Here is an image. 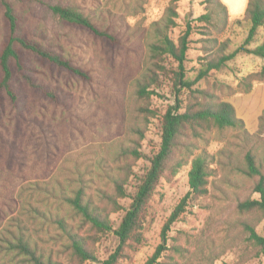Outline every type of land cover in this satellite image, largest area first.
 <instances>
[{"label": "rangeland", "instance_id": "obj_1", "mask_svg": "<svg viewBox=\"0 0 264 264\" xmlns=\"http://www.w3.org/2000/svg\"><path fill=\"white\" fill-rule=\"evenodd\" d=\"M135 1L37 0L19 7L25 30L42 44L62 50L74 62L87 67L90 80H68L61 75L64 95L60 106L44 101L36 103L33 101L36 96L26 95L25 109L35 108L30 115L24 114L16 125L22 137L13 165L20 169L22 177L15 183L37 187L39 199L46 198L47 186L58 193L62 189L65 194L82 186L93 203L108 212L112 229L119 224L146 172L148 159L159 149L161 116L174 104L169 82H165L159 94L147 99L135 93V80L143 70L146 44L153 38L154 23L160 20L170 0H139L140 5ZM54 4L80 7L116 34L117 42L111 43L86 29L64 24L50 10ZM205 5L204 0H178L176 26L170 32L176 40L187 24L192 27L186 60L187 75L191 79L195 78L205 58L216 55L221 41L229 39L227 51H231L243 43L248 30L247 25L238 26L233 19L223 26L216 15H212L210 22L199 19L206 13ZM263 35L264 27L259 29L256 42L249 47ZM212 37L216 42H209ZM1 39L0 20V42ZM262 64L260 57L240 51L221 69L211 70L208 76L199 79L194 87L210 90L218 99L231 103L244 128L254 134L259 130V118L264 110V82L255 83L248 92H243L238 85L243 76L259 70ZM179 98L185 105L190 93L182 90ZM141 130L144 135L138 140ZM262 135L264 137V128ZM189 140L191 137L184 139ZM193 141L198 151L206 150L214 156L208 193L189 199L185 212L171 225L166 242L168 249L158 261L264 264L259 247L247 239L240 226L241 220L249 216L239 212L237 203L258 194L251 192L252 181L239 174L231 162L243 154L239 148V132L212 129ZM133 146L141 152L139 158L127 152ZM190 161L191 157L174 175L160 179L142 215L140 242L126 247L117 264H145L161 244L162 228L189 188ZM116 179L123 182L127 192L124 198L116 196L118 210L105 198L115 196ZM57 201L51 200L52 209L76 225V219ZM255 229L264 235V215L257 220ZM79 232L88 237L87 247L97 258L80 264H100L117 245L111 231L98 232L86 224ZM38 233L39 243L53 257L65 264H79L70 255L65 246L66 237L56 223L44 219ZM175 246L179 247V252Z\"/></svg>", "mask_w": 264, "mask_h": 264}, {"label": "trees", "instance_id": "obj_2", "mask_svg": "<svg viewBox=\"0 0 264 264\" xmlns=\"http://www.w3.org/2000/svg\"><path fill=\"white\" fill-rule=\"evenodd\" d=\"M36 1L0 0V264H65L47 252L38 241L39 225L44 219L57 224L66 237L65 246L79 264L97 259L87 247L88 237L79 232L83 225L89 224L98 232H113L117 245L107 258L99 262L117 264L126 247L140 242L142 215L160 179L174 175L187 158L191 157L187 172L189 188L165 222L161 244L145 263L167 264L158 259L168 249L166 242L171 225L185 212L189 199L203 197L208 193L214 156L206 150L198 151L193 138L212 129H233L241 136L239 148L243 154L240 159L236 158L231 162L235 164L239 174L252 181L251 192L258 196H248L237 203L239 212L249 216L248 219L241 220L240 226L247 239L259 247L264 256V235L258 234L255 229L257 220L264 215V110L259 118L258 132L250 134L244 128L242 119L236 116L231 103L218 99L210 90L194 87L199 79L208 76L211 70L221 69L240 51L260 57L263 64L259 70L243 76L238 86L243 92H248L255 83L264 82V35L253 47H249L256 42L259 29L264 27V0H247L244 14L233 19L238 26H248L243 43L227 51L230 40L221 41L216 55L204 59L194 79L187 75L186 68L192 27L187 24L176 40L170 34L176 26L178 0H170L160 20L154 23L155 34L146 44L143 70L135 80V93L147 99L152 94H159L158 91L163 89L165 82H169L174 93V104L161 116L159 149L148 159L149 166L131 195V201L119 224L113 229L108 212L95 205L82 186L66 194L62 189L58 193L47 186L46 198L39 199L37 187L31 184L23 187V183H20L22 186L15 183L22 177L20 169L13 165V160L17 158L14 156L18 150L17 144L20 146L22 137L16 125L25 117L24 114L30 115L35 108L29 106L25 109L23 101L26 95L29 93L36 96L33 99L36 103L44 101L60 106L64 95L61 75L68 80H90L87 67L74 62L62 50L42 44L25 30L19 7ZM135 2L140 5L139 0ZM204 3L206 13L200 15L199 19L210 22L212 15H216L223 26L232 19L221 0H204ZM49 8L64 24L86 29L94 36L111 43L117 42L116 34L78 6L54 4ZM209 42H216V39L212 37ZM182 90L190 93V99L185 105L179 98ZM143 135L144 130L139 131L138 140ZM186 137H191V140L184 141ZM127 152L135 158L142 155L136 146L129 147ZM114 188L115 196L107 195L105 198L118 210L120 205L116 196L124 198L127 192L123 182L118 179L114 180ZM51 200H59L57 202L60 207L67 209L76 219V225L69 223L62 214L52 209ZM175 250L179 252V247L175 246Z\"/></svg>", "mask_w": 264, "mask_h": 264}, {"label": "crops", "instance_id": "obj_3", "mask_svg": "<svg viewBox=\"0 0 264 264\" xmlns=\"http://www.w3.org/2000/svg\"><path fill=\"white\" fill-rule=\"evenodd\" d=\"M227 7L229 16L234 19L244 14L247 0H221Z\"/></svg>", "mask_w": 264, "mask_h": 264}]
</instances>
